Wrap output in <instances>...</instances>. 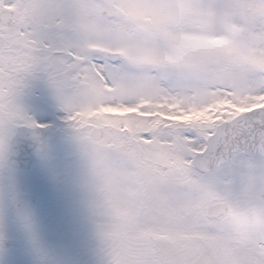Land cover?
Listing matches in <instances>:
<instances>
[{
    "label": "snow or ice",
    "instance_id": "1",
    "mask_svg": "<svg viewBox=\"0 0 264 264\" xmlns=\"http://www.w3.org/2000/svg\"><path fill=\"white\" fill-rule=\"evenodd\" d=\"M0 264H264V0H0Z\"/></svg>",
    "mask_w": 264,
    "mask_h": 264
}]
</instances>
